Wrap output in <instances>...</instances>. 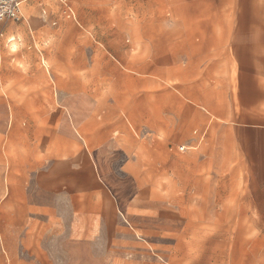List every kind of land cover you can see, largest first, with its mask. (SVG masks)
<instances>
[{
    "label": "rangeland",
    "instance_id": "rangeland-1",
    "mask_svg": "<svg viewBox=\"0 0 264 264\" xmlns=\"http://www.w3.org/2000/svg\"><path fill=\"white\" fill-rule=\"evenodd\" d=\"M65 1L78 20L67 11L44 54L35 48L34 74H0V264H264L250 219L257 185L201 99L216 98L218 74L239 70L233 46L219 73L202 25L178 15L185 0ZM90 100L99 106L83 132L107 149L113 190L96 189L85 166L88 190L38 188V170L80 147L55 140L59 120L71 123L75 102ZM127 113L137 121L114 128ZM49 207L59 222L33 221Z\"/></svg>",
    "mask_w": 264,
    "mask_h": 264
},
{
    "label": "crops",
    "instance_id": "crops-1",
    "mask_svg": "<svg viewBox=\"0 0 264 264\" xmlns=\"http://www.w3.org/2000/svg\"><path fill=\"white\" fill-rule=\"evenodd\" d=\"M50 3L58 4L56 14ZM181 6H185L186 10L178 15H185L184 22L195 26L193 29H201L198 26L202 25L200 44L218 48L216 61L219 73L221 69L225 70V64L231 58L226 47L232 45L234 48V62L239 63V70L234 74H218L216 98L201 99L207 104L205 109L217 112L220 137L232 145L233 157L243 160L257 185V197H253L250 202V219L253 224L251 228L256 233L255 238L264 239V0H185L177 4L176 9L179 11ZM67 11L77 19L76 11L65 0H22L20 20H0V74H34L33 56L37 54L35 48L44 54L40 47L44 49L48 46L49 36L55 35L59 30V19ZM203 25L208 28L203 29ZM12 46L15 48L11 50ZM98 106L93 100L84 103L76 101L73 107L69 106L72 111L80 112V116L69 113L71 123L59 120L58 130L53 137L58 143L67 141L69 146L75 145V139L80 143V147L77 149L75 146L73 158H57L49 167L38 170L35 174L38 188L54 195H60L62 192L78 194L88 190L91 188L89 183L80 176L82 166L90 168L88 173L96 189L99 190L102 183L111 186L109 175L113 163L107 149L95 145L92 137L83 132L85 123ZM121 109L123 111L124 108ZM125 116L127 121L118 118L114 122V128L123 130L128 126L126 122L137 121L131 113ZM138 122L140 124L141 120ZM149 125L160 128L157 121ZM118 148L115 144L113 151L117 152ZM222 155L226 158L225 150ZM8 180L10 181V178ZM114 192L112 195L116 196L118 206V193L114 195ZM112 195L106 194V205L111 201L114 203ZM120 196L123 212L130 195ZM54 205L51 203L48 206ZM39 212L33 221H42L40 218L47 216L48 223L59 222L52 207ZM39 234L41 235L40 232ZM31 241L28 237L23 243L26 247L33 246L31 251L40 253L42 248L40 245L37 247L38 239L35 243ZM7 249L5 250L8 255H15L9 245ZM2 260H5V256L0 252V261ZM41 261L32 260L24 264L47 262Z\"/></svg>",
    "mask_w": 264,
    "mask_h": 264
},
{
    "label": "built area",
    "instance_id": "built-area-1",
    "mask_svg": "<svg viewBox=\"0 0 264 264\" xmlns=\"http://www.w3.org/2000/svg\"><path fill=\"white\" fill-rule=\"evenodd\" d=\"M22 18V0H0V20ZM184 147H181V150Z\"/></svg>",
    "mask_w": 264,
    "mask_h": 264
}]
</instances>
